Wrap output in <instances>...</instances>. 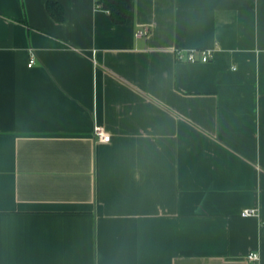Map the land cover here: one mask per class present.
<instances>
[{
    "label": "crops",
    "instance_id": "obj_1",
    "mask_svg": "<svg viewBox=\"0 0 264 264\" xmlns=\"http://www.w3.org/2000/svg\"><path fill=\"white\" fill-rule=\"evenodd\" d=\"M102 1L0 0V264H264V0Z\"/></svg>",
    "mask_w": 264,
    "mask_h": 264
},
{
    "label": "built area",
    "instance_id": "obj_2",
    "mask_svg": "<svg viewBox=\"0 0 264 264\" xmlns=\"http://www.w3.org/2000/svg\"><path fill=\"white\" fill-rule=\"evenodd\" d=\"M148 34L147 31H139L136 36L137 37H143ZM212 52L207 50L202 51H189L187 53L184 52H178L177 58L180 61L188 62V63H207L212 59ZM34 64V61L32 60L29 64L30 67H32ZM94 139L96 143H106L111 140V135L106 131V129L103 126L95 125L94 127ZM260 213L258 209H246L242 213V217L249 218V217H259ZM248 259L252 262H259L261 260V255L259 253H251L248 256Z\"/></svg>",
    "mask_w": 264,
    "mask_h": 264
},
{
    "label": "trees",
    "instance_id": "obj_3",
    "mask_svg": "<svg viewBox=\"0 0 264 264\" xmlns=\"http://www.w3.org/2000/svg\"><path fill=\"white\" fill-rule=\"evenodd\" d=\"M58 6L56 4L50 3V9L55 12ZM100 7L104 10L110 12L113 22L116 25H122L126 22L128 14L131 10L130 0H103ZM59 9L61 17L59 20L63 19V11Z\"/></svg>",
    "mask_w": 264,
    "mask_h": 264
}]
</instances>
